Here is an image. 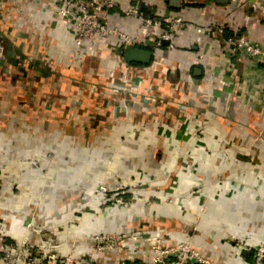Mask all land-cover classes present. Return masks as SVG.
Returning <instances> with one entry per match:
<instances>
[{"label":"crops","instance_id":"crops-1","mask_svg":"<svg viewBox=\"0 0 264 264\" xmlns=\"http://www.w3.org/2000/svg\"><path fill=\"white\" fill-rule=\"evenodd\" d=\"M117 1L102 20L148 62L120 63L111 40L76 50L61 0H0V234L19 243L36 223L58 259L80 260L93 234H134L251 264L264 243V63L224 39L264 43V0ZM128 5L210 28L168 49L163 25L122 18ZM98 184L126 188L130 209L92 197ZM136 248L142 264L148 247Z\"/></svg>","mask_w":264,"mask_h":264},{"label":"built area","instance_id":"built-area-1","mask_svg":"<svg viewBox=\"0 0 264 264\" xmlns=\"http://www.w3.org/2000/svg\"><path fill=\"white\" fill-rule=\"evenodd\" d=\"M117 0H61L57 10L60 20L69 25L70 38L76 50L81 51L85 43L92 46L100 41L111 40L112 52L118 61L124 59L128 48L141 46L132 36L120 27L110 25L102 20V15L116 7ZM124 20H138L143 27L153 29L164 26L163 33L157 36V45L166 43L168 49H173L176 40L183 30L196 29L207 31L210 27H198L183 20L179 16L166 15L161 19H151L144 15L138 5H128L122 8ZM225 45L231 53L240 54L256 63H264V43L251 41L243 36L231 35L225 40ZM6 57V45L0 41V61ZM50 161L52 154L48 155ZM127 189L120 186L107 187L102 184L92 188V197L100 199L107 206L120 207L125 211L130 209V202L125 198ZM31 221L38 216L37 204L32 208ZM29 233L19 243H11L0 234V264H133L141 258L136 246L147 245L148 256L142 264H221L203 256L190 241L165 243L163 237H139L134 234H93L88 237L91 248L80 260L68 253L62 259L44 249L40 231L36 223L28 224ZM34 240H39L36 245ZM251 264H264V243L253 247ZM102 259V263L99 260ZM77 260V261H76Z\"/></svg>","mask_w":264,"mask_h":264},{"label":"water","instance_id":"water-1","mask_svg":"<svg viewBox=\"0 0 264 264\" xmlns=\"http://www.w3.org/2000/svg\"><path fill=\"white\" fill-rule=\"evenodd\" d=\"M219 3L226 4V0H217ZM7 55H11V48L9 47ZM150 54L138 48H128L125 52L124 59L128 62H148Z\"/></svg>","mask_w":264,"mask_h":264},{"label":"rangeland","instance_id":"rangeland-1","mask_svg":"<svg viewBox=\"0 0 264 264\" xmlns=\"http://www.w3.org/2000/svg\"><path fill=\"white\" fill-rule=\"evenodd\" d=\"M45 153H48L47 156H48L50 153H52L53 158H55V157H54V154H53V153H55V152H45ZM52 160H53V159H52ZM52 160H51V161H52ZM50 166H51L50 163H48V165L45 167V170H44V183H42V184H43V187L45 186V185H44V184H45V181H46V180H45V179H46L45 177H46V174H47V172H48L47 170L49 169L48 167H50ZM47 168H48V169H47ZM50 168H51V167H50ZM37 207H39V205H37Z\"/></svg>","mask_w":264,"mask_h":264},{"label":"trees","instance_id":"trees-1","mask_svg":"<svg viewBox=\"0 0 264 264\" xmlns=\"http://www.w3.org/2000/svg\"><path fill=\"white\" fill-rule=\"evenodd\" d=\"M144 15H145L146 17H148V18H152V16H151V14H150L149 11L144 12ZM228 36H229V35H226L225 39H226ZM225 39H224V40H225ZM125 198L127 199V196H125ZM135 264H137V263H135Z\"/></svg>","mask_w":264,"mask_h":264}]
</instances>
